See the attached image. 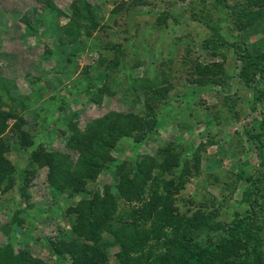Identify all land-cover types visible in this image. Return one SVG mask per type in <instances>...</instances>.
Instances as JSON below:
<instances>
[{
  "label": "rangeland",
  "instance_id": "1",
  "mask_svg": "<svg viewBox=\"0 0 264 264\" xmlns=\"http://www.w3.org/2000/svg\"><path fill=\"white\" fill-rule=\"evenodd\" d=\"M224 1L235 5L244 0ZM74 5L79 10L71 20ZM164 9L178 20L153 26ZM201 10V0H0V110L13 111L20 121L16 128L8 119L1 136L16 144L7 156L28 178L24 203L17 204L14 193L0 198V244L7 241L24 246L30 257L70 264L56 260L46 239L68 228L64 213L79 199L110 192L116 214L127 211V204L137 205L123 201L116 179L138 160L148 175L143 202L154 185L180 213L198 212L210 239L224 236L233 219L249 215L255 201L253 223L261 229L249 243L254 251L248 256L257 253L264 264V137L259 125L264 75L251 78L261 95L251 109L252 88L239 74L236 54L264 52V18L239 31L225 23L216 3L210 8L218 24L215 35L200 20L185 22ZM217 39L238 47L233 50ZM101 118L95 147L100 167L85 184L87 193L68 195L54 188L46 157L27 166L28 151L37 145L72 159L68 134L88 136L91 121ZM113 119L121 125L113 126ZM129 123L136 125L127 130ZM20 137L32 141L31 147L21 146ZM114 163H124L121 171ZM178 178L182 187L166 193L162 184ZM244 190L247 200L241 196ZM8 202L16 204L9 208ZM17 208L22 222L14 227L2 211ZM5 223L9 231L4 234ZM118 249V244L108 245L109 264H119Z\"/></svg>",
  "mask_w": 264,
  "mask_h": 264
},
{
  "label": "trees",
  "instance_id": "2",
  "mask_svg": "<svg viewBox=\"0 0 264 264\" xmlns=\"http://www.w3.org/2000/svg\"><path fill=\"white\" fill-rule=\"evenodd\" d=\"M205 1L201 0V14L191 13L185 22L200 20L215 35L218 24H213L210 8L216 3L222 7L224 14L222 18L225 23L239 31L245 32L249 27H252V24L261 22L262 17L264 18V0H244L235 5H228L224 0ZM78 10L79 8L74 5L70 13L71 20L76 17ZM168 16V11L165 9L159 12L153 20V26H167L178 20L175 14H171L170 20L167 21ZM70 24L68 23V25ZM67 31L69 33V30ZM217 40L218 43L225 41ZM226 41L224 44L231 46L233 50L238 47L236 44ZM208 42L209 39H205L204 46ZM213 42H216V39ZM236 54L241 62L239 74L245 78L246 85L252 88L253 100L250 108L254 109L261 95L258 84L251 83V78L255 75L259 77L264 75V52H257L254 56L247 51ZM12 112L0 110V198H7L8 194L14 193L19 197V201H17L19 204L27 200V171L15 170L14 163L7 154L16 144L8 143V138L1 136L8 119H14L15 127L16 124H20L19 119L12 117ZM100 121L102 122V118L91 121L87 131L89 132L88 136L77 133L68 134L66 145L73 148V153H75L72 159H69L64 153L48 151L37 145L28 151L27 166L30 167L34 162L38 163L41 158L46 157L50 162L49 174L52 177L51 182L55 185L54 188L65 190L68 195H74L79 191L87 193L85 184L93 178L96 169L100 167L95 162L97 156L95 147L101 138L99 133L102 130ZM118 125H121L119 120L113 119V126L119 127ZM135 125V123H129L126 128L130 130ZM259 125L263 127L260 135L264 137V114L260 116ZM20 141L21 146L31 147L32 141L28 138L20 137ZM123 164L114 163L113 167L119 172ZM93 167H95L94 174ZM148 169L150 171V164ZM125 171L126 174L120 173L121 175L116 179L119 188L118 194L123 197L124 202H138L137 205L127 204V211L116 214V199L110 192L104 191L101 197L91 196L79 199L64 213L68 228L60 227L54 237L46 239V245L55 255L56 260H67L70 261V264H109L106 249L109 244L115 243L119 248L115 251V257L119 264L261 263L257 253H254L251 258L248 256L249 252L254 251L253 246H250L249 243L254 238L256 239L255 231L261 229L259 225L253 223L255 220L252 212L255 211V201L250 203L249 212L251 213L249 215L233 219L231 224L226 227L224 236L212 235L214 239H210L207 235L210 233V229L206 227V220L198 212L180 213L175 205L172 206L167 194L162 195L155 192L154 185L149 200L143 202L142 193L148 175L145 177L142 165L138 160L130 163L128 168L125 167ZM146 172L148 173L147 170ZM152 180L155 185L159 182L156 175L152 176ZM181 182L180 178L175 182L171 179L164 182L162 188L166 193H169L175 186L181 188ZM246 190L241 192L244 200L250 197ZM256 199L253 198V200ZM15 204V202H8V207L11 208ZM2 212L14 227L20 226L22 221L16 217L19 208L13 213H10L8 209ZM127 218L128 221H126ZM202 226H204L203 229L200 228ZM8 228V223L1 225L4 234L9 231ZM30 256L24 246L15 248L7 241L0 244V264H56Z\"/></svg>",
  "mask_w": 264,
  "mask_h": 264
}]
</instances>
